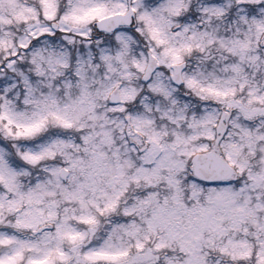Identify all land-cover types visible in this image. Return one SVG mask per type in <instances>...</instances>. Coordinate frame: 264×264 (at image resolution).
<instances>
[{
  "label": "snow or ice",
  "instance_id": "1",
  "mask_svg": "<svg viewBox=\"0 0 264 264\" xmlns=\"http://www.w3.org/2000/svg\"><path fill=\"white\" fill-rule=\"evenodd\" d=\"M0 264H264V0H0Z\"/></svg>",
  "mask_w": 264,
  "mask_h": 264
}]
</instances>
